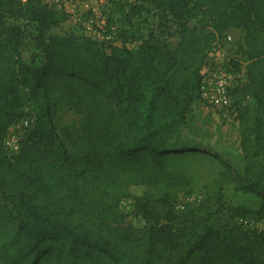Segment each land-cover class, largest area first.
I'll use <instances>...</instances> for the list:
<instances>
[{"label":"trees","instance_id":"trees-1","mask_svg":"<svg viewBox=\"0 0 264 264\" xmlns=\"http://www.w3.org/2000/svg\"><path fill=\"white\" fill-rule=\"evenodd\" d=\"M142 1L178 24L176 48L153 33L132 45L130 29L119 31L121 45L105 44L43 0H0V264H264V229L234 223L224 203V183L238 179L228 170L215 209L172 221L189 179L169 167L168 150L201 99L213 44L236 28L240 57L231 63L244 66L246 82L233 89V104L239 88L256 110L242 130L241 189L264 201V0ZM142 9L129 5L125 22ZM60 103L80 115L77 129L57 130ZM25 120L11 152L6 136ZM130 197L137 232L111 225ZM146 203L166 209L165 221Z\"/></svg>","mask_w":264,"mask_h":264},{"label":"rangeland","instance_id":"rangeland-1","mask_svg":"<svg viewBox=\"0 0 264 264\" xmlns=\"http://www.w3.org/2000/svg\"><path fill=\"white\" fill-rule=\"evenodd\" d=\"M25 1V0H24ZM51 7L70 15L75 21L79 20L83 25H87V19L90 13L82 5L70 3L67 7L60 6L55 0H43ZM99 10L101 20H105L109 25L116 27V38L114 44L121 45L122 38L118 37L121 29H130L135 37V45L140 43L141 37H146L153 33L160 36L172 48H176L179 40L178 24L170 17L164 16L161 11L154 6L143 2L142 0H90ZM142 5L143 9L139 14L133 17L131 24L125 22V14L129 11V5ZM205 17L200 16L192 21L193 25L202 23ZM100 26L95 25L88 32L99 42L110 44L101 40ZM231 39H226L219 43H214L211 52H215L216 59L231 60L240 57L237 54V42L240 38V32L232 28L227 32ZM3 33L0 30V39ZM131 44L128 43L130 46ZM238 76L236 87L243 86L246 78L243 73L244 66L241 70L232 64ZM238 88L237 102L229 108H220L209 105L201 99L194 102L190 108L187 122L180 130L179 134L170 143L169 150V167L173 170L180 171L189 179L187 191L178 193L173 202V214L170 216L174 223H183L186 218L188 209L201 208L197 215L204 217L207 211L217 203V194L220 188V171L228 170V176L234 175L238 179L232 183H224L223 195L224 203L229 206L230 214H234V223L243 224L246 229H264V215L257 211L263 206L264 201L260 194L255 191H244L241 186L244 181L241 180L245 174L246 162L244 150L242 148V130L245 127H251L254 124L256 116L255 101L245 92H240ZM59 94H54L58 97ZM234 99V100H235ZM54 124L58 131L62 129L73 131L81 124V117L67 103L55 105L52 109ZM24 121L10 128L8 134L11 137L20 139L23 133ZM134 194H142L141 187L133 189ZM147 209L158 215L165 221L167 210L148 204ZM185 205L186 208H182ZM121 216L119 222L111 221V225L122 224L125 227H131L137 232L139 226L137 219L140 213L135 208L133 198L122 199L116 208ZM239 209L246 210L241 216ZM234 210V211H232ZM244 219V222L241 221ZM248 227V228H247ZM262 251H259L261 253Z\"/></svg>","mask_w":264,"mask_h":264},{"label":"built area","instance_id":"built-area-1","mask_svg":"<svg viewBox=\"0 0 264 264\" xmlns=\"http://www.w3.org/2000/svg\"><path fill=\"white\" fill-rule=\"evenodd\" d=\"M60 6H68L70 3H77L82 5L86 11L90 13L87 19V25H83L79 20H76L81 24L86 33L90 32L95 25L100 26L101 40L108 43H114L116 38V27L109 25L105 20H101L99 10L90 0H55ZM89 35V34H88ZM231 39V37H228ZM215 52L209 53L207 63L202 69V81L200 85V96L201 100L205 103L220 107L229 108L233 103V89L236 87L237 74L236 70L230 64V60L216 59ZM25 125L28 124V120L24 121ZM20 139L11 137L9 134L5 139V146L11 152H16L20 148ZM182 208H186L185 205ZM244 222V219H241Z\"/></svg>","mask_w":264,"mask_h":264}]
</instances>
